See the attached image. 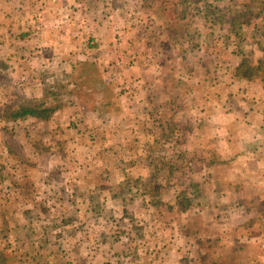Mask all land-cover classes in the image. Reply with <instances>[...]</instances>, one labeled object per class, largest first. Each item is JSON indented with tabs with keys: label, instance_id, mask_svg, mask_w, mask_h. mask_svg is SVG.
Returning a JSON list of instances; mask_svg holds the SVG:
<instances>
[{
	"label": "rangeland",
	"instance_id": "374dc122",
	"mask_svg": "<svg viewBox=\"0 0 264 264\" xmlns=\"http://www.w3.org/2000/svg\"><path fill=\"white\" fill-rule=\"evenodd\" d=\"M73 1L76 9L61 23L40 16L51 26L78 30L79 46L65 51L78 55L73 61L25 62L30 39L17 42L12 36V41L0 28V107L29 106L48 92L63 93L52 103L61 108L48 121L0 120V251L5 249L0 263L188 264L197 258L199 264H237L243 258L219 243L218 225L206 222L218 209H207L206 202L219 199L220 192L201 196L198 187L212 179L207 167L214 159L202 162L201 139L192 141L201 104L211 106L221 98L233 104L237 97L247 102L235 79L242 62L264 79V4ZM204 3L224 15L206 18ZM89 37L91 47L85 42ZM48 48L37 45L34 51L40 56ZM24 74H32V80L21 79ZM126 84L129 95L123 93ZM172 169L181 189L168 199ZM22 174L32 177L25 180ZM41 182L63 187L36 193ZM28 194L53 201L10 205V200L26 201ZM57 228L61 232L54 235ZM46 249L60 254L53 258Z\"/></svg>",
	"mask_w": 264,
	"mask_h": 264
},
{
	"label": "crops",
	"instance_id": "0c3cea01",
	"mask_svg": "<svg viewBox=\"0 0 264 264\" xmlns=\"http://www.w3.org/2000/svg\"><path fill=\"white\" fill-rule=\"evenodd\" d=\"M73 9H76L73 0H0V28L6 31L7 37L12 41V36L17 42H20L21 39L24 40L23 38L30 39L28 48L30 47L31 51L28 50V53H24L25 62L28 60L27 62L33 63L40 58H43V61L61 58L65 61L64 63H67L78 56L74 54L70 57L65 51L66 49H76L79 46V39H74L79 32L73 26H70L69 29L68 27L51 26L48 19L52 24L61 23L62 17L66 16L65 13H72ZM56 11H60V14ZM46 14L48 19L45 18V21L47 23L41 22L40 16H46ZM70 18L74 20L72 16ZM40 23H42V27L39 25ZM73 23L71 22L72 25H74ZM69 32L70 36L67 35ZM44 40L47 42L44 43ZM33 41L35 42L34 47L49 44L52 48L46 49L38 56V52L34 51ZM24 43L26 44L27 41ZM12 57L16 59L15 55ZM146 61L140 58L141 66H147ZM24 75L20 78L32 80V74ZM235 79L241 89L239 95L246 97L247 102L241 101V98L237 97V102L231 104L221 98L211 106L210 103L201 104L198 110L200 113L197 115H203L200 121L197 120L194 129L197 132L192 142L199 143L201 139L200 157L202 162L206 159H214L213 162H209L210 168L207 167L212 179L208 183L200 185L198 189L203 191L201 196L206 193L212 197L211 194L214 192L217 191L218 194L220 192L219 199L206 202L207 209L218 208L214 215L207 218L206 222L212 221L218 225V236L216 235V237L221 240L219 243L232 247L235 257L243 258L237 264H264V257L259 245L257 246L258 240H264V79L262 76H256L251 80H245L238 75ZM21 121L25 120L9 123ZM91 149L95 148L91 146ZM189 153L195 155L192 151ZM33 155L29 156L31 160ZM81 155L83 154L81 153ZM189 171L194 173L191 167H187V172ZM203 174H205V170H203ZM23 175H25V180L32 177H28L29 174L21 176ZM168 179L167 198L169 199L170 196H173L172 194L178 196V191L181 188L178 183V174L173 169L168 174ZM28 183L26 186L29 189L26 191L31 192L33 188L30 186V182ZM84 185L89 186L90 183L86 182ZM56 187L62 188L63 186L48 183L45 187V183L41 182L39 188L35 187L34 191L49 193ZM22 193L25 194V192ZM30 196L31 194H28V197L25 198L26 201L23 200L24 202H21L19 198L10 200L9 203L14 207H33L34 205L46 206L53 201V199L46 200L43 197ZM71 202L74 203L73 200ZM93 203L96 207L102 205L98 202ZM168 204L175 208L171 200ZM61 205L60 202L58 206ZM188 239V241L192 240L189 235ZM235 239H239L241 242H235ZM4 252L5 249L1 248L0 253ZM199 262V259L196 258L188 264H199Z\"/></svg>",
	"mask_w": 264,
	"mask_h": 264
},
{
	"label": "trees",
	"instance_id": "16d2710c",
	"mask_svg": "<svg viewBox=\"0 0 264 264\" xmlns=\"http://www.w3.org/2000/svg\"><path fill=\"white\" fill-rule=\"evenodd\" d=\"M206 1L207 0H204V2H206ZM255 1H259L260 7L264 4V1H262V0H255ZM203 7L206 10V12H205L207 15L206 18L213 19L215 16L224 15L223 10H219L215 6H212V4L204 3ZM212 8H214L215 11L214 10L212 11ZM248 16H249V18L253 17V15H251L250 13L248 14ZM234 21H235V18H233L230 21V25H233ZM241 67L244 68V70H245L244 73L241 71V69H240ZM238 68L240 71L238 76L240 78L245 79V80H251L255 77V76H253V74H250L251 70L248 68V66L246 65L245 62H242ZM62 94L63 93H61L59 91L48 92L46 95L45 94L43 95L40 102L35 103L33 105H29V106H19L17 108L0 107V120L3 119V121H5L7 123L15 122L17 120H26L28 118L29 119H37L39 121H48L61 108V103H58V104L54 103V105L52 103L54 101H58L59 97ZM164 188H165L164 186H160V185L156 186V190L158 189L160 191H163ZM57 230H59V229L57 228L56 230H54V232H53L54 235H56ZM49 231L50 230H48V232ZM46 232H47V228H44L42 230L40 238L44 239L45 235L47 234ZM43 245L44 244L41 242V247H44ZM46 252L48 253V256H51L53 258L57 257L60 254L59 250L57 253H54V252H51V250L46 249Z\"/></svg>",
	"mask_w": 264,
	"mask_h": 264
},
{
	"label": "built area",
	"instance_id": "2783aa9c",
	"mask_svg": "<svg viewBox=\"0 0 264 264\" xmlns=\"http://www.w3.org/2000/svg\"><path fill=\"white\" fill-rule=\"evenodd\" d=\"M85 42H86L87 46H89V47H91L92 45H94V41L92 40L91 37L87 38V40H86ZM118 57H121V55H119ZM120 63H122V60H121V62L116 61V64H120ZM136 63H137V59H135V60H130V62H128L127 67L131 68V67L134 66ZM122 88H123V93H124L125 95H129V94L131 93V89H130V87H129L128 84L124 85ZM260 250H261V252H262V255L264 256V244H261V246H260Z\"/></svg>",
	"mask_w": 264,
	"mask_h": 264
}]
</instances>
